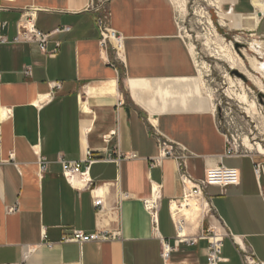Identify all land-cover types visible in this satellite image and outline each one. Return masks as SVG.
I'll list each match as a JSON object with an SVG mask.
<instances>
[{"label":"crops","instance_id":"obj_1","mask_svg":"<svg viewBox=\"0 0 264 264\" xmlns=\"http://www.w3.org/2000/svg\"><path fill=\"white\" fill-rule=\"evenodd\" d=\"M90 3L0 0V264H206L200 237L209 229L229 236L222 264H243L233 238L264 263V171L255 174L263 157L228 154L172 0L109 1V26L123 38L116 57L101 42ZM223 9L264 39V11L253 0ZM27 12L46 34L71 29L50 40V51L60 45L55 57L14 42ZM160 141L186 151L195 180L221 164L240 172L239 186L206 190L213 215L186 223L188 242L176 240L170 210L183 198L178 166L171 158L153 164ZM89 151L90 190L70 182L62 165ZM154 198L158 229L145 208ZM76 231L116 238L63 242Z\"/></svg>","mask_w":264,"mask_h":264},{"label":"rangeland","instance_id":"obj_2","mask_svg":"<svg viewBox=\"0 0 264 264\" xmlns=\"http://www.w3.org/2000/svg\"><path fill=\"white\" fill-rule=\"evenodd\" d=\"M246 5L247 0H243V6ZM176 11L180 35L195 56L202 86L214 102L220 131L227 137L228 147L235 153L260 155L264 160V94L243 75L248 72L256 74L250 68L244 53L254 57L255 54L248 52L250 43L253 39L263 42L264 39L252 36L246 30L230 29V32L228 28H221L217 9L210 0H179ZM101 13L108 22L106 4ZM210 19L213 25L210 24ZM242 57L246 63L245 68L234 65ZM261 60L264 62V59ZM262 81L264 84V79ZM236 94H246L249 104H243ZM251 103H256L253 115H249L245 109ZM245 139L255 146L254 150L244 146ZM258 145L262 146L263 151L258 149Z\"/></svg>","mask_w":264,"mask_h":264},{"label":"built area","instance_id":"obj_3","mask_svg":"<svg viewBox=\"0 0 264 264\" xmlns=\"http://www.w3.org/2000/svg\"><path fill=\"white\" fill-rule=\"evenodd\" d=\"M109 1L110 0H91V3L87 9V11H92L98 15L96 20V27L101 34V42L105 47H112L115 52V57L121 52L123 47V38L122 36L109 26ZM107 5V13H108V22L107 19L102 16V10L104 5ZM18 36L14 39L15 43L24 44V43H32L38 46L39 50L44 54L49 55L50 57H55L58 53V49L60 45H57L55 50L50 51L49 43L50 40L57 34H63L70 32V28L59 27L54 29V32L50 34H46L41 30H38L36 27V15L33 12H27L23 14L19 24H18ZM1 42H6L5 40L0 38ZM29 73V71H27ZM159 149L161 150L158 161H153V164L161 163L162 161L171 158L173 159L178 166V175L180 179V183L182 185V194L183 198L180 202H196L200 209V218L199 222H204L207 218L213 215L214 208L211 206V200L209 195L206 193L208 188L216 187L221 190H226L229 187L239 186L241 183L240 172L237 169L226 167L221 164L217 167H213L205 172V175L202 179L195 180L190 172H189V157L185 150L182 148H174L167 141H163L159 143ZM229 155L242 156L246 154L235 153L233 149H229ZM110 161H112L110 159ZM119 160H117L118 162ZM95 163V159L93 157V153L89 151L87 158L83 161L78 162H62V165L65 170V176L73 182L74 179H77L85 189H92L94 186V182H92L90 178V170L92 168V164ZM42 171L46 170L45 165L42 167ZM264 171V165L258 164L255 166V174L258 176L261 172ZM103 204V200L101 198H97L95 205L96 207H101ZM145 208L149 212L151 217L152 226L155 229L159 228V199L146 201ZM171 208V207H170ZM171 210V209H170ZM172 220L174 225H176L178 233H177V241L182 243L188 242L189 238L186 237L184 239L180 238V227L185 221L178 224L175 222L171 210ZM46 237V236H45ZM229 236L221 230H211L209 229L205 234L201 235L200 239L206 240L208 242V252H207V263L206 264H222L223 259V248L226 241V238ZM116 238L115 235H108L106 233H92L86 234L82 231L73 232V234L69 237H65L63 239L64 243H73V244H86L97 241H107L109 239ZM233 238V237H232ZM46 239V238H44ZM235 245L237 246L238 252L241 254L243 264H264L260 263L255 254L243 243L238 242L235 238H233ZM49 246H52L51 244ZM172 251L170 244H165L162 252V256L164 259H169V255Z\"/></svg>","mask_w":264,"mask_h":264},{"label":"bare ground","instance_id":"obj_4","mask_svg":"<svg viewBox=\"0 0 264 264\" xmlns=\"http://www.w3.org/2000/svg\"><path fill=\"white\" fill-rule=\"evenodd\" d=\"M210 1H211L212 5L217 9V14H218L219 19H220V24L224 25L225 27L230 28L232 31L244 30L243 25L240 24V22H235L236 16L234 15V12L229 11V10L226 11L225 9H223V5H225L227 3L234 5L235 0H210ZM172 2L174 4L175 8L178 7L179 0H172ZM253 2H254V5L256 7L260 8L262 11H264V0H253ZM209 22L211 25H213L211 19L209 20ZM217 36H218V34H217ZM248 52L255 54L253 57L249 53H244L245 57L248 59V63H249L250 68L256 74L253 75L250 72L245 73V74L242 73V74L247 76L248 79L254 85H256L261 90V92L264 94V84L262 81V79H264V62L261 60V59H264V42L261 40H254L253 39V42L250 43V48H249ZM232 61H233V59H232ZM245 64L246 63L242 57L239 59V63L235 62L234 65H237V67H244L245 68L246 67ZM256 75H258V77ZM237 82H238V80H237ZM236 97L238 98V100H241V102L243 104H249V100L247 99L246 94H243V95L242 94H240V95L236 94ZM235 100H236V98H235ZM245 109L249 115H253V113H255V110H256V103H251L250 106L246 107ZM244 146H246L249 150L255 149V146L248 139H245ZM258 146H259L258 149L263 151L262 146H260V145H258ZM263 154H264V152H263ZM156 199L157 198H154L153 200H156ZM170 209L172 210L173 218H174L175 222L177 223V225L182 223L183 220L185 221L183 224H181L182 227H180V232H179L180 238L184 239L186 237H189V235L187 233L190 230H187V225L191 226L193 223L195 224L196 221H198V223H199L200 209H199V206L197 205V203L196 202H186V201H182L181 203L173 202L171 204ZM196 218H197V220H196ZM186 223H188V224L186 225ZM195 226H196V224H195ZM194 231H195V229H194Z\"/></svg>","mask_w":264,"mask_h":264},{"label":"water","instance_id":"obj_5","mask_svg":"<svg viewBox=\"0 0 264 264\" xmlns=\"http://www.w3.org/2000/svg\"><path fill=\"white\" fill-rule=\"evenodd\" d=\"M239 76L241 77L242 75L239 73ZM260 97H263V95H260Z\"/></svg>","mask_w":264,"mask_h":264}]
</instances>
